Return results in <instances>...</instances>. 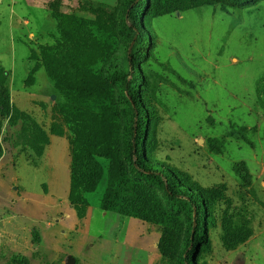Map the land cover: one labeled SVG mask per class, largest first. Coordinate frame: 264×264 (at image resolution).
Masks as SVG:
<instances>
[{
  "label": "rangeland",
  "instance_id": "1",
  "mask_svg": "<svg viewBox=\"0 0 264 264\" xmlns=\"http://www.w3.org/2000/svg\"><path fill=\"white\" fill-rule=\"evenodd\" d=\"M125 8L0 0V264H181L189 207L122 153ZM139 22L140 158L201 195L195 264H264V0H147ZM83 67L102 91L80 109L58 82Z\"/></svg>",
  "mask_w": 264,
  "mask_h": 264
},
{
  "label": "trees",
  "instance_id": "2",
  "mask_svg": "<svg viewBox=\"0 0 264 264\" xmlns=\"http://www.w3.org/2000/svg\"><path fill=\"white\" fill-rule=\"evenodd\" d=\"M147 0H125V11L118 20V25L121 26L129 36V45L125 52V62L127 66V75L122 82V99L125 109L128 112V121L126 125V144L123 146L124 160L135 170L144 171L153 175H160L164 187L169 193L171 199L179 203L187 205L190 209V219L185 236V249L182 255L181 264H195V254L206 237V218L205 204L201 195L197 193V189L190 187L189 190L177 189L173 184L164 182L165 178L162 174H158L151 164L145 162L139 156L143 137L146 133L147 110L142 107L140 101L141 77L140 71L135 66L136 57L139 52L147 53L150 38H147L148 33L144 30L139 22L141 8ZM209 2H207L208 4ZM198 6V4H194ZM150 9V7H149ZM52 49L47 47L41 48V56L44 67L51 78L55 77L54 70L49 65L46 54L51 53ZM52 62L55 61L51 57ZM56 62V61H55ZM60 75V74H59ZM114 80V77H112ZM60 89H63L65 94L69 96L71 103L75 107L83 109L87 98L96 99L99 97L101 83L93 76L92 70L88 68H77L71 76H63L60 78ZM9 94L7 90L0 87V99L8 102ZM146 127V128H145ZM108 208H105L107 210Z\"/></svg>",
  "mask_w": 264,
  "mask_h": 264
}]
</instances>
